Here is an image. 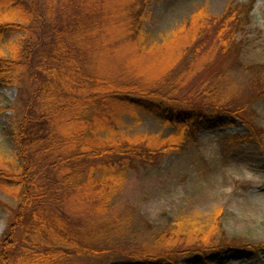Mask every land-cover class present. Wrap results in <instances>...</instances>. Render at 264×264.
Listing matches in <instances>:
<instances>
[{
  "label": "trees",
  "instance_id": "trees-1",
  "mask_svg": "<svg viewBox=\"0 0 264 264\" xmlns=\"http://www.w3.org/2000/svg\"><path fill=\"white\" fill-rule=\"evenodd\" d=\"M150 1L115 0L111 11L102 0H0L5 18L0 20V40L20 36L18 48L9 46L7 53H0V86L15 85L18 96L23 94V105L14 103L4 127L5 136L17 146L20 164L15 172L0 169V189H18L21 200L0 238V264H79L103 253L127 256L98 238L97 227L76 211L102 209L127 173L184 152L197 142L205 123L223 124V114L247 122L254 135L261 133L239 114L242 108L232 98L225 99L230 90L219 92L220 82L205 77L210 74L199 70L204 67L190 66L195 54L200 64L210 66L205 50L213 44L211 35L219 54L236 48L239 18L248 13L236 8V13L224 12L206 24L201 20L178 45L180 29L195 22L196 13L167 41L146 43ZM25 79L28 92L22 91ZM138 108L166 121L173 131L123 132L122 112ZM78 189L79 206L66 207V196ZM177 224L173 231L181 228ZM202 246L178 253L201 255L207 263L232 248L264 256V243ZM171 253L144 252L130 255V260L179 264L178 255Z\"/></svg>",
  "mask_w": 264,
  "mask_h": 264
},
{
  "label": "rangeland",
  "instance_id": "rangeland-1",
  "mask_svg": "<svg viewBox=\"0 0 264 264\" xmlns=\"http://www.w3.org/2000/svg\"><path fill=\"white\" fill-rule=\"evenodd\" d=\"M114 3L115 0L101 2L111 11L115 10ZM236 8L248 13L245 18L242 14L239 27L236 25V48L219 54L211 35L209 41L213 44L205 50V55H211L210 66L200 64L196 54L190 66L194 70L204 67L199 70L210 74L205 77L212 76L220 82L219 92L230 90L225 99L232 98L242 108L239 114L261 133L254 135L247 122L223 114V124L205 123L197 142L184 152L167 155L154 166L131 170L102 209L93 211L86 207L76 211L78 217L97 227L98 238L129 254L111 257L103 253L80 259L79 264H143L130 260L131 256L163 250L178 255L179 264H264V256L258 258L240 248L213 255L210 263L201 255L178 253L193 246L197 249L223 242L264 243V0H153L146 5L144 36L146 43L167 41L197 13L195 22L180 29L179 45L199 21L205 20L206 24V20L208 23L218 19L224 12L236 13ZM0 20H5L1 10ZM124 24L129 30L130 25ZM205 30L210 33L209 28ZM19 39L17 33L5 36L0 40V53H7L9 46L18 48ZM190 52L185 53H189V58ZM198 73L192 74L196 77ZM23 81L22 91L28 92L29 79ZM18 91L15 85L0 86V169L13 172L18 170L20 159L17 146L5 136L4 127L10 123L14 103L18 108L23 105V94L20 98ZM27 97L25 94L24 99ZM121 118L119 126L128 134L173 131L166 121L139 108L133 113L122 112ZM80 192L78 189L66 196V207L79 206L76 196ZM20 200L18 189H0V238L13 223ZM177 221L181 228L173 231ZM186 223L197 227L186 229Z\"/></svg>",
  "mask_w": 264,
  "mask_h": 264
}]
</instances>
